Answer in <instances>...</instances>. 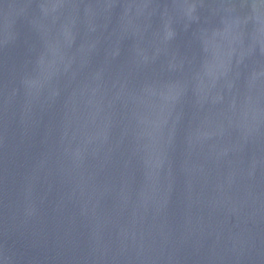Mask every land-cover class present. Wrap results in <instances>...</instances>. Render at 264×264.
<instances>
[{
  "label": "water",
  "instance_id": "water-1",
  "mask_svg": "<svg viewBox=\"0 0 264 264\" xmlns=\"http://www.w3.org/2000/svg\"><path fill=\"white\" fill-rule=\"evenodd\" d=\"M0 264H264V0H0Z\"/></svg>",
  "mask_w": 264,
  "mask_h": 264
}]
</instances>
